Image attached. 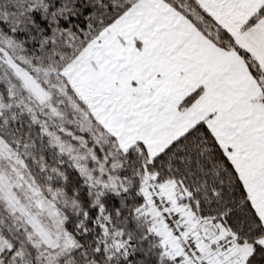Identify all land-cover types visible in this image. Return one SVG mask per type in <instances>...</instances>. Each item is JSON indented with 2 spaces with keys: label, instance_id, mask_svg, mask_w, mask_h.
I'll return each mask as SVG.
<instances>
[{
  "label": "snow or ice",
  "instance_id": "snow-or-ice-1",
  "mask_svg": "<svg viewBox=\"0 0 264 264\" xmlns=\"http://www.w3.org/2000/svg\"><path fill=\"white\" fill-rule=\"evenodd\" d=\"M0 264H264V0H0Z\"/></svg>",
  "mask_w": 264,
  "mask_h": 264
}]
</instances>
